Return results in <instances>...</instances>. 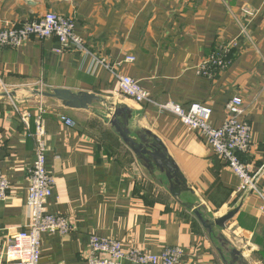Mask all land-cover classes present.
I'll list each match as a JSON object with an SVG mask.
<instances>
[{
  "label": "crops",
  "instance_id": "0c3cea01",
  "mask_svg": "<svg viewBox=\"0 0 264 264\" xmlns=\"http://www.w3.org/2000/svg\"><path fill=\"white\" fill-rule=\"evenodd\" d=\"M47 13L73 20L90 52L138 81L154 102H172L185 111L194 104L209 106L212 126L220 128L226 104L241 98L244 119L252 126V147L241 160L264 188V0H0V30ZM233 44L227 70L213 79L198 75V65L215 46ZM58 50L55 38H31L17 49H0V170L11 186L0 201V247L30 221L28 171L35 161L34 117L41 107L46 111V167L56 181L47 210L67 216L72 231L42 237L40 264H87L95 233L155 255L179 247L180 264H226L221 253L230 264L232 241L223 233L228 227L245 241L235 264L247 258V264H264L262 202L239 191L240 179L203 138L176 116L121 95L113 73L91 56ZM128 57L135 61L125 63ZM3 86L30 113L29 127L2 96ZM37 87L100 99L87 110L69 109L62 101L35 95ZM61 115L77 126L63 124ZM113 117L136 144H157L158 139L178 177L136 155L112 125ZM185 205L197 208L212 230ZM234 211L224 228L215 224Z\"/></svg>",
  "mask_w": 264,
  "mask_h": 264
},
{
  "label": "built area",
  "instance_id": "2783aa9c",
  "mask_svg": "<svg viewBox=\"0 0 264 264\" xmlns=\"http://www.w3.org/2000/svg\"><path fill=\"white\" fill-rule=\"evenodd\" d=\"M31 38L40 40L55 38L61 50L77 51L91 56L96 63L113 73L119 91L125 97L132 98L139 104H152L161 114L170 113L176 116L190 132L197 133L203 138L213 153L240 179V192L253 193L259 197L262 202L261 211L264 212V188H260L257 182L254 183L256 173L241 160V154H248L252 147V126L244 119V103L241 98H233L226 104L225 121L220 128H214L211 122L213 111L209 106L194 104L189 111H185L180 105L172 102L152 101L150 94L139 85L138 81L118 73L106 60L95 57L84 39L76 34L75 22L67 17L47 13L38 21L21 27L2 29L0 49H17ZM233 47L234 44L227 45L221 54L210 55L198 67V75L213 78L217 69L224 70L227 66V55ZM134 61V57H128L125 63ZM3 87L2 93L9 94L10 91ZM12 103L14 111L20 113L22 122L29 127L30 113L22 111L19 102L12 100ZM44 114L46 111L40 107L34 117L35 161L28 171L30 184L27 189L30 221L25 229L7 241L5 247H0V255L4 257V262L1 261L0 264H40L42 237L45 234L55 233L68 236L72 231V222L67 216L53 215L47 210L56 181L46 167ZM59 119L70 128L76 126V122L66 116L61 115ZM10 189V182L0 170V201L7 199ZM182 256L179 247L166 248L160 255H155L141 248L126 249L120 241L101 237L95 233L90 237L87 264H180Z\"/></svg>",
  "mask_w": 264,
  "mask_h": 264
},
{
  "label": "water",
  "instance_id": "95a60500",
  "mask_svg": "<svg viewBox=\"0 0 264 264\" xmlns=\"http://www.w3.org/2000/svg\"><path fill=\"white\" fill-rule=\"evenodd\" d=\"M34 94L38 95L40 97L44 98H52V99H57L59 101H62L63 105L66 108L69 109H89V107L92 105L94 101H98L100 98L97 97L94 94H88V93H72L68 90H63V89H56L52 92H44L40 91L39 88L34 89ZM13 94H7L4 93L2 96H10ZM112 125L116 128L120 136L123 138L124 142L130 147V149L138 156H147L150 159H152L157 166L166 168L170 173L178 177V169L176 167V164L171 161L165 153L162 151L160 146L162 145L158 139H155L157 144H146V143H141V144H136L135 142H132L131 139L128 137V135L120 128L118 125L117 121L113 117L111 120ZM160 145V146H159ZM257 182V179L254 181V183ZM186 207L192 209L194 215L198 218L202 226L210 232L212 230V225L209 222H206L203 220L199 210L193 206H187ZM237 211V210H236ZM236 211L228 214L227 216L220 218L216 220V225L224 228L225 222L230 220L234 215L236 214ZM210 216H213V214H210ZM221 253V252H220ZM240 252L234 249L231 253V257L233 259V262L230 264H235L238 263L240 258ZM222 259L226 264L227 263L224 255L221 253ZM243 264V263H242Z\"/></svg>",
  "mask_w": 264,
  "mask_h": 264
},
{
  "label": "rangeland",
  "instance_id": "374dc122",
  "mask_svg": "<svg viewBox=\"0 0 264 264\" xmlns=\"http://www.w3.org/2000/svg\"><path fill=\"white\" fill-rule=\"evenodd\" d=\"M220 47H222V46H220ZM210 57V56H209ZM208 57V58H209ZM207 58V59H208ZM205 61V60H204ZM203 62V61H202ZM201 62V63H202ZM200 63V64H201ZM200 64L198 65V67L200 66ZM198 67H197V69H198ZM202 77H204V76H202ZM206 78H209V77H206ZM210 79H212V78H210ZM119 89V88H118ZM120 92V91H119ZM121 93V92H120ZM9 94H12V93H9ZM3 95V94H2ZM121 95H123L122 93H121ZM10 100H11V103H12V100L13 101H16V102H19V101H21L20 99H16L15 97H13V95H10V96H7ZM127 98H129V97H127ZM129 99H132V98H129ZM133 100V99H132ZM135 101V100H134ZM136 102V101H135ZM20 103V105H22L23 103H21V102H19ZM137 103V102H136ZM139 104V103H138ZM12 107H13V103H12ZM225 121V120H224ZM128 157H131L130 155H128V156H126V161H127V163H128V166L129 167H132L133 168V166L135 165V163H134V161H132V158L130 159V158H128ZM140 168L141 169H143V167H141L140 166ZM140 168L139 167H136V169L137 170H140ZM134 169V168H133ZM141 176V178L143 179V174H141L140 175ZM139 176V177H140ZM256 179L258 180V175H256ZM255 179V180H256ZM224 233V237H226L227 239H231V241H232V244H230L231 245V247H229L227 250L229 251V250H234V249H236V250H239V249H241V248H243V246H244V244H245V241L244 240H242V238L237 234V233H235V231H234V229H230V227H228L227 228V230L225 229V231L223 232ZM121 242V241H120ZM123 245H124V247L126 248V249H131V248H133V247H136V248H139V247H137V246H128V245H125L123 242H121ZM227 248V247H226ZM249 260H250V258H247L244 262H245V264H247V263H249ZM247 261V262H246Z\"/></svg>",
  "mask_w": 264,
  "mask_h": 264
},
{
  "label": "trees",
  "instance_id": "16d2710c",
  "mask_svg": "<svg viewBox=\"0 0 264 264\" xmlns=\"http://www.w3.org/2000/svg\"><path fill=\"white\" fill-rule=\"evenodd\" d=\"M227 46V45H226ZM226 46H223V48L222 47H220V46H215L213 49H212V51L209 53V56L210 55H212V54H214V53H216V54H221L223 51H224V47H226ZM235 47H233L232 49H230V51H229V53H228V55H227V58H226V62H227V66H226V68L224 69V70H227L228 69V67H230V65H232V63H233V60H234V53H235ZM224 70H222V69H217L216 71H215V74H214V77H215V75H216V73L218 74L219 72H221V71H224ZM213 77V78H214ZM212 78V79H213ZM206 106V105H205ZM212 109V108H211ZM213 111V110H212ZM213 114V113H212ZM34 125V124H33ZM77 126V125H76ZM75 126V127H76ZM34 128H35V125H34ZM35 130V129H34ZM215 155V154H214ZM242 155V154H241ZM247 155V154H246ZM215 157H217L216 155H215ZM242 158V157H241ZM217 159H219L218 157H217ZM220 160V159H219ZM221 162H223L222 160H220ZM242 161H243V159H242ZM244 162V161H243ZM224 163V162H223ZM225 164V163H224ZM226 165V164H225Z\"/></svg>",
  "mask_w": 264,
  "mask_h": 264
}]
</instances>
